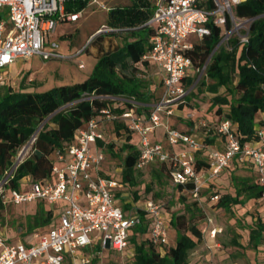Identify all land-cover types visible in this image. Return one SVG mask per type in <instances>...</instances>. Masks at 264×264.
Returning <instances> with one entry per match:
<instances>
[{"label":"built area","instance_id":"obj_1","mask_svg":"<svg viewBox=\"0 0 264 264\" xmlns=\"http://www.w3.org/2000/svg\"><path fill=\"white\" fill-rule=\"evenodd\" d=\"M245 1L155 0L152 15L146 23L152 28L150 47L135 66L143 76L147 75L150 66L154 68L158 87H161L157 99L148 106L149 110L138 114L136 108L140 104L134 97H110L114 106L129 104V109L118 114L109 105L103 107L101 120L92 118L82 124L72 141L62 151L52 154L51 178L42 182L23 178V185H29L23 192L6 189L4 185L21 160L23 149L33 143L37 132L31 136L13 167L0 180L3 202L41 199L48 204H59L60 210L57 221L45 231L30 233V240L10 241L0 230V264H63L66 257L70 258L71 264H90L93 256L106 250L126 252L129 232L141 222L137 211H143L152 219L148 240L160 248L167 243L168 224L160 204L153 199H140L124 210L116 194L125 190V184L117 176L102 175V170L107 172L108 166L103 147L97 141H106L104 123L114 119L126 120L127 128L137 137V167L140 170H145L155 160L170 161L172 183L191 184L190 195L200 199L202 190L225 169L249 165L261 187L256 202L264 204V115L254 126L257 138L241 143L229 120L210 123L197 116L198 108L188 105V94L197 82L199 68L187 54L193 45L187 42V36L195 33L202 39L210 33L207 23H211L225 27L218 44H227L233 35H237L240 42H247V34L240 32L247 29L251 19L237 17L233 12L235 5ZM65 3L66 0H0V87L6 84L5 69L16 59L34 55L43 60L64 57L53 50L58 45L49 37L60 23L75 22L81 16V12L68 11ZM5 8L7 18L2 16ZM8 23L10 27H7ZM47 40L50 49L45 46ZM194 78V83L188 86L187 81ZM176 110H186L185 117L195 122L199 131H184L170 123L169 117ZM158 128L164 129L165 143L154 139ZM215 134L222 140L221 147L205 150L208 166L196 171L193 152L203 149L205 138ZM180 144L189 146L192 153L172 149ZM220 196L215 191L208 199L215 203ZM93 232L96 234L91 235ZM215 234V228L209 230L211 238ZM88 248L91 249L81 251Z\"/></svg>","mask_w":264,"mask_h":264},{"label":"trees","instance_id":"obj_2","mask_svg":"<svg viewBox=\"0 0 264 264\" xmlns=\"http://www.w3.org/2000/svg\"><path fill=\"white\" fill-rule=\"evenodd\" d=\"M89 1L66 0V9L80 12ZM154 2L131 0L130 4L116 5L108 10L106 25L126 33V36L121 44L96 57L90 74L84 80L56 85L45 91H25L24 88L17 91L6 84L0 87V180L13 167L21 148L40 127L30 146V153L23 156L13 169L12 177L4 185L6 189L23 192L29 187L23 185V178L29 177L31 181L38 182L51 178L52 154L62 151L82 124L92 118L101 120L100 110L103 107L109 105L118 114L129 109V104L114 106L110 97L131 96L140 104L136 113L149 110V104L157 99V88H149L147 79L135 63L150 47L152 28L146 23L152 15ZM233 12L237 17L251 19L247 29L240 32L247 34L248 41L240 42L238 36L233 35L227 44L216 50L225 27L207 23L210 33L203 36L200 43H194L187 52L194 66L199 68L197 74L203 67L205 73V77L190 90L188 105L191 108L203 107L199 96L209 95L205 110L210 109L211 123L229 120L236 128L237 138L245 143L257 138L254 126L264 115V0H246L235 5ZM194 80L189 79L187 85H192ZM221 87L226 89L225 94L219 92ZM109 123L112 124L111 133L114 137L97 141L103 147L108 166V171L102 170V175L117 176L125 184V190L118 191L116 196L118 203L127 210L133 202L152 199V196L143 195L145 189L139 191L136 174L143 170L137 167V137L127 128L126 120L114 119ZM117 138H120L119 143ZM206 140L211 142L213 138L206 137ZM193 155L196 171L208 166L205 150H195ZM153 163L157 164V168H152L155 180H160L163 172L171 178L170 161L155 160L149 165ZM116 168H120V171H115ZM230 176L236 186L235 194L221 193L214 203L218 208L230 211L232 206L243 205L246 200L257 199L261 195V187L254 177L239 178L232 173ZM174 186L183 195H190L191 184ZM149 189L148 185L146 190ZM214 191L219 192L218 189ZM52 205L53 208L39 206L36 213L26 219L25 236L37 231V226L52 222V218L58 215L56 211L60 210L59 204ZM5 208L0 193V220ZM187 211L188 215L174 213L166 218L168 226L170 224L176 231V242L174 245L163 244L162 250L147 238L152 219L143 211H137L141 222L129 232L128 246L134 249L132 264H188L190 252L203 238L197 224L203 215H196L188 206ZM256 215L248 239L254 248L264 240V219L259 217L258 211ZM139 235H146V238L137 241ZM8 239L16 240L11 236ZM99 256H93L90 264H98Z\"/></svg>","mask_w":264,"mask_h":264},{"label":"rangeland","instance_id":"obj_3","mask_svg":"<svg viewBox=\"0 0 264 264\" xmlns=\"http://www.w3.org/2000/svg\"><path fill=\"white\" fill-rule=\"evenodd\" d=\"M130 2L131 0H98L97 2L93 0V3L87 4L80 11L81 16L77 21L60 23L61 25L56 32L49 37L54 39L58 45L53 50L64 57L43 60L38 55H34L27 59H20L9 72L6 85L17 91L21 88H24L25 91H45L56 85L71 84L84 80L90 74L96 57L101 52L121 44L126 36V33L110 29L106 25L108 14L106 7H114ZM2 16L7 18V8L2 10ZM10 26L8 23L7 27ZM200 41L201 39L195 33H190L187 36V42L189 43L196 44L200 43ZM45 44L46 48L50 49L48 40ZM224 45V43L218 44L216 50ZM78 52L79 54L75 55ZM79 63L82 64L81 67L78 66ZM197 77V81L200 82L205 77L204 71H200ZM145 78L149 83L150 89L156 86V94L158 95L161 87L157 86L159 79L155 75L153 67L150 66L148 68ZM206 80L210 81L209 79ZM219 92L225 94L227 91L224 87H221ZM206 93L209 94L208 92ZM199 98H202L203 104L201 106L205 107L209 95H201ZM209 110L207 109L206 114L211 116ZM200 111L199 109L198 112ZM201 118H205L211 123L212 117L206 118L202 114ZM186 120L187 118L183 117L178 120V124H185L186 127L193 125V121H190L191 124H189ZM104 126L107 137L113 138L114 135L111 133L112 124L105 122ZM163 132L164 129L161 128L158 134ZM119 140L120 138L116 139L118 143ZM30 146L29 144L23 151L20 150V152L22 151L21 157L30 153ZM114 161L117 162L118 160ZM152 168H157V164L153 163L136 174V178L139 181V191L145 189L143 195H151L152 199L160 204L169 218L174 213H186L188 215L187 206L196 215H203L197 222L203 238L190 252L188 264H264V246H262L264 245V240H262V245L257 248L252 247L248 242L249 230L256 219L257 211L261 214V217H264V204L256 202L257 199H250L246 200L243 205H234L230 211H226L218 208L214 203H209L206 198L205 200H199L188 194L183 195L174 186L171 178L164 172L161 174L160 180H155L152 176ZM224 171V176L219 175V178L217 177L218 180L214 182L215 189H218L221 193L229 192L232 195L235 194L236 186L230 176L231 173L239 178L254 177V170L249 165L236 168L230 171L231 173L228 168ZM148 185L150 189L147 191ZM211 192L209 190L203 192V194L209 195ZM39 206L44 208L54 207L52 204L42 203L40 199L6 204L0 220V229L14 239L21 241L30 240V236H25L24 234L25 221L36 213ZM56 212L59 214L58 210ZM57 218L58 215L52 218L51 223L37 226L35 229L39 232L45 231L57 221ZM212 228L216 229L214 238L209 236V230ZM92 234H96V232ZM143 238H146V235L144 237L140 235L136 237L137 241ZM262 239H264V236H262ZM175 242L176 231L169 224L167 227V243L174 245ZM133 251V246H130L126 252L106 250L99 256L98 262L99 264H132ZM64 264H70V262H65Z\"/></svg>","mask_w":264,"mask_h":264},{"label":"crops","instance_id":"obj_4","mask_svg":"<svg viewBox=\"0 0 264 264\" xmlns=\"http://www.w3.org/2000/svg\"><path fill=\"white\" fill-rule=\"evenodd\" d=\"M94 1H98V0H94ZM89 3H93V0H90L89 1ZM88 3V4H89ZM127 4H130V3H127ZM120 5H125V4H120ZM111 7L110 6H107L106 7V9H110ZM61 25V24H60ZM59 25V26H60ZM58 26V27H59ZM98 29V28H97ZM96 29V30H97ZM21 58H19V59H16L8 68H6L5 69V71H4V73L6 74V79H8V77H9V72L11 71V69H12V67L15 65V63L18 61V60H20ZM95 61H96V59H95ZM95 61H94V63H95ZM18 69V68H17ZM151 104V103H150ZM149 104V105H150ZM198 109H200L201 111L200 112H198L197 113V116L198 117H202V114L203 115H205L206 116V118L207 117H212V116H210L209 114H206V110H205V107H199ZM186 112V110H176L175 112H174V114L171 116V117H169V121H170V123H172L174 126H176L177 128H179V129H182V130H184V131H199V130H197L196 128H197V126H196V124H195V122L193 123V125H191V126H189V127H186L185 126V124H178V120L180 119L181 120V118H183V117H185V115H184V113ZM184 121H185V119H184ZM187 121V123H189V124H191V120H189V119H187L186 120ZM161 128H158L157 130H156V132H155V134H154V139H158V140H161L163 143H165V140H164V138H163V133H161V134H158V131L160 130ZM207 137H209V139H211V138H213V141H211V142H207V140H206V138H205V141H204V143L206 144V146L203 148V150H210V149H212V148H215V147H221V145H222V140L220 139V137H218L216 134L215 135H209V136H207ZM174 151H177V152H179V151H185V152H188V153H192V150L190 149V147L189 146H186V145H184V144H180V145H177V146H175L174 148H172ZM229 169V172L230 171H233L234 169H236V168H232V167H229L228 168ZM224 173H225V171H223L220 175H223L224 176ZM231 173V172H230ZM226 175V174H225ZM219 178V177H218ZM218 178H216L215 180H213L212 182H209L208 183V187H206V188H204L203 190H202V192H201V197H200V199L199 200H205V198H206V201L208 200L209 201V196L212 194V193H214L215 191V183H213V182H216L217 180H218ZM214 184V185H213ZM209 190H211L212 192L209 194V195H204L203 194V192H205V191H209ZM220 194H221V192H219ZM202 194H203V198H202ZM209 203H211L210 201H209ZM166 218H168V214H166ZM1 230V229H0ZM2 231V230H1ZM3 232V234L7 237V238H9V235L8 234H6L4 231H2ZM27 236V235H26ZM16 240H19V239H16ZM260 245H262V243L260 244ZM259 245V246H260ZM262 246H264V245H262ZM91 248H88V249H81V251H89ZM65 262H70V264L72 263L71 262V260H70V258H68V257H66L65 258V260H64V263ZM63 263V264H64Z\"/></svg>","mask_w":264,"mask_h":264},{"label":"water","instance_id":"obj_5","mask_svg":"<svg viewBox=\"0 0 264 264\" xmlns=\"http://www.w3.org/2000/svg\"><path fill=\"white\" fill-rule=\"evenodd\" d=\"M99 31H101V30H99ZM39 129H40V127L36 130V132H37ZM36 132H35V133H36Z\"/></svg>","mask_w":264,"mask_h":264}]
</instances>
